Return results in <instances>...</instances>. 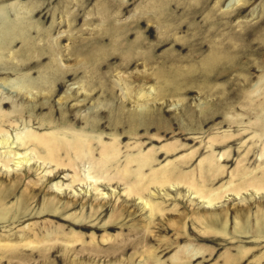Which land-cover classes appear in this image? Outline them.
<instances>
[{
  "label": "rangeland",
  "instance_id": "obj_1",
  "mask_svg": "<svg viewBox=\"0 0 264 264\" xmlns=\"http://www.w3.org/2000/svg\"><path fill=\"white\" fill-rule=\"evenodd\" d=\"M53 130L86 136L83 162L115 138L109 171L128 167L131 179L140 155L153 157L146 175L173 177L220 157L223 173L207 182L218 188L264 147V0H0V141ZM8 146L0 264H264V215L254 217L264 191L222 192L207 207L183 185L150 183L164 212L151 218L129 179L74 181L31 151L15 168ZM58 151L69 164L72 145ZM12 246L20 252L3 256Z\"/></svg>",
  "mask_w": 264,
  "mask_h": 264
},
{
  "label": "bare ground",
  "instance_id": "obj_2",
  "mask_svg": "<svg viewBox=\"0 0 264 264\" xmlns=\"http://www.w3.org/2000/svg\"><path fill=\"white\" fill-rule=\"evenodd\" d=\"M114 118H116L117 122H124L122 119V116L124 115V112L122 109H119L114 113ZM128 118H133L132 120L138 118V121L141 119L137 116H132ZM51 121H49L50 123ZM3 131V130H2ZM83 132V131H80ZM26 137L31 138L30 140H25ZM7 138V137H6ZM20 142L15 143L17 144V147L14 146L12 143L10 145V142L8 143L7 139H3L4 142L0 141V146L9 144L7 153H12L14 161H13V167L20 168L21 166H30L32 159H34L30 153L33 152V154H36L38 158H41L43 160L47 161H53L55 165H66L73 169V176L72 180L74 181H81L89 180L94 178L101 177L105 181H112L117 180V182L128 181V188H127V195L128 196H137V198L143 203V206L146 208H149L150 215L149 217H154L157 213H164L162 211V203L159 201H150V194L147 192V187L150 183H156L157 186L162 187L163 185H169L171 187H174L175 185H183L187 191L191 192V197L193 201L194 195L198 197V199L202 200L204 199L206 201L207 207H213L212 201H214L216 198L219 197L220 193L222 192H231L235 194L239 201L245 200L244 197H242L240 194L243 190H253L250 191L251 195H253L254 198H258L259 193L264 191V147L262 148L261 154L255 155L253 158L252 165L250 164V160H248L249 154H253L256 151L253 150V148H249L247 152L239 158L238 166L235 168L233 172H231L230 177L226 183L221 184L218 188H215L213 190H210L211 188H207V182L215 179L216 176L223 173L225 167L221 165V162L219 160L220 157H217L216 159L211 160L208 162V165H203L199 167L198 176L195 177L193 173L187 174V175H177L172 176L171 174L174 172V170H169L167 172H163L162 175H159L158 172H153L151 175H146L142 171V167L144 164L149 163L151 160H153V157L146 156V155H140L139 158H137L138 164L142 167H138L139 169L135 170V176L133 179L130 178V169L128 170V167H125L126 169L124 171H116L110 173V166L108 162H110L111 159L115 157L117 154V142L115 141V138L113 139V142L105 143L101 148V156L100 159L96 160L93 158L87 159L86 162H83V158L86 156V152L88 151L89 155L92 156V144L90 147L89 144L91 143L86 136L79 135L75 136L73 139L66 138L63 133L60 131L53 130L50 133H47V135H38L34 132L27 131L25 134H23L20 137ZM62 143H65L69 146L72 145L73 150V156L70 160V163L64 164L61 158L59 157V151L61 149ZM32 144V147L30 146ZM22 146V147H20ZM19 147V148H18ZM28 147L29 150H26L25 148ZM38 147L43 148L44 152L42 154L38 153ZM19 149H23V152L19 151ZM251 151V153H249ZM259 151V150H258ZM30 153V154H29ZM7 155V154H6ZM230 155L227 154L226 158ZM8 156V155H7ZM108 157V159H106ZM3 160L4 157L2 158ZM228 159H224V161H227ZM132 161V160H131ZM46 163V162H45ZM5 164V163H4ZM81 165V169H80ZM59 168V167H58ZM57 173H60V171H57ZM56 172L49 177L46 178V180L58 177L55 175ZM59 175V174H58ZM44 176V175H43ZM257 201H259L257 199ZM98 209V208H97ZM264 215V208H262L260 205L257 207V213L255 219L259 221V218L261 214ZM0 216L4 217V212H0ZM7 216V215H6ZM162 216V215H161ZM165 216V215H164ZM259 224V222H258ZM260 225V224H259ZM84 228H86L84 226ZM110 228V226H108ZM211 230V229H210ZM212 231V230H211ZM111 249H114L116 246L115 244H109ZM123 249L125 248L124 244H122ZM118 246V247H122ZM127 246V245H126ZM2 249V247H0ZM7 249L6 247H3V250ZM20 250L19 246H12L10 249L4 252L2 255L6 256L8 254H15L18 253ZM48 249L41 248V253H45ZM126 249H124L125 251ZM115 251V250H114ZM20 252V251H19Z\"/></svg>",
  "mask_w": 264,
  "mask_h": 264
}]
</instances>
